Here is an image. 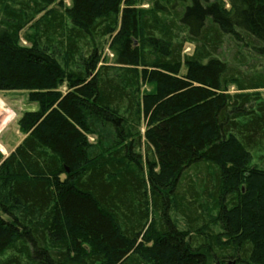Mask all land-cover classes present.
<instances>
[{"label":"trees","instance_id":"trees-1","mask_svg":"<svg viewBox=\"0 0 264 264\" xmlns=\"http://www.w3.org/2000/svg\"><path fill=\"white\" fill-rule=\"evenodd\" d=\"M69 1L0 0V264H264V0Z\"/></svg>","mask_w":264,"mask_h":264},{"label":"rangeland","instance_id":"rangeland-1","mask_svg":"<svg viewBox=\"0 0 264 264\" xmlns=\"http://www.w3.org/2000/svg\"><path fill=\"white\" fill-rule=\"evenodd\" d=\"M136 8L148 11L151 9L152 3L148 0H137ZM63 5L65 7L70 6L69 0H63ZM38 18V17H37ZM36 18V19H37ZM32 30L25 31L20 36V45L25 47L28 43L24 40V36L32 34ZM109 40L103 39L100 41L101 49L99 54L101 58L110 63L112 60V55L108 49ZM193 50L192 46L186 45L184 53H191ZM103 63H100L101 65ZM152 87L142 84L139 92L144 94L146 92H151ZM229 92L232 94L235 92V88H229ZM257 93L264 100V90H259ZM37 110V105L29 100L28 94L25 92L17 91H0V155L2 157H7L12 153L15 148L22 142L25 135L19 129V119L24 113L33 112ZM144 122L141 123L139 127V132L141 136L144 133ZM89 142L94 143V138L89 137ZM188 174L193 175L194 170H190ZM182 182V181H181ZM184 183V182H183ZM182 183V184H183ZM145 259L140 256V260Z\"/></svg>","mask_w":264,"mask_h":264}]
</instances>
